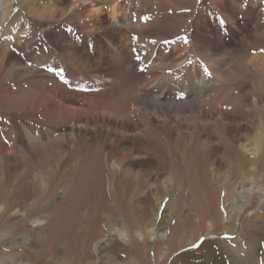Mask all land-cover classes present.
<instances>
[{"label": "rangeland", "instance_id": "374dc122", "mask_svg": "<svg viewBox=\"0 0 264 264\" xmlns=\"http://www.w3.org/2000/svg\"><path fill=\"white\" fill-rule=\"evenodd\" d=\"M9 1L10 11L0 24V55L4 54L3 61L0 58V160L5 158L0 178L3 181L7 179L10 188L18 180L15 187L17 191L22 190L24 186L21 183H30L28 176H35L38 165L32 163L28 153L32 141L37 138L43 142L54 140L58 135L54 130L63 127L76 130V149L72 150L84 156L85 161V168L78 172L79 181L76 179V184L83 191L82 199L76 204L78 209L104 202L106 194L99 188L103 187L105 180L110 179L116 183L122 182L128 191L137 189L133 198V209L136 210L142 206L136 197L139 192L144 195L148 192L147 197L154 204L155 199L164 192L155 186L156 166L148 161H156L162 155L169 163H175L170 150L176 135L169 139L162 125H231L230 131L223 132L216 127L211 129L215 133L228 135L232 134L236 125H246L256 119L255 112L249 107L255 79L245 74L230 81L228 72L249 59L264 55V51H261L264 49V0H238V3L236 0H155L144 5L136 0H118L117 3H128L127 19L133 25L127 33L122 34L133 47L125 53L126 59H119L125 67L123 72L117 70L109 51V43L116 44L119 40L117 33L110 30V25L102 26L96 33H87L94 27V20L90 17L92 8L96 7L78 10L68 6L63 14L38 19L25 10L24 5L28 4L26 0ZM161 1L166 3L165 7L154 5ZM224 1L230 4L243 29L233 31L226 26L228 24L219 9ZM97 7L106 12L107 4L100 3ZM145 16L148 17L147 21L143 20ZM15 17L17 22L10 26L8 32H3L2 29L5 30ZM205 20L217 25H214V36L209 35V30L202 24ZM222 23L225 25L221 26ZM180 37H186L188 43L185 44ZM179 58L182 59L177 62ZM209 60H212L218 72L224 74V82H212L214 74L206 65ZM193 63L197 69L193 84L204 90L201 98H196L179 83L185 77L189 64ZM49 68L62 69L64 82L50 73ZM178 68L181 71L177 72ZM94 69H101L106 76L103 83L90 74ZM202 77H205L206 84H200ZM163 84L168 85L173 93L170 100H165L168 111L144 107L142 104L145 101L141 99L144 92L160 88ZM154 95L156 93L150 97ZM217 95L222 100L215 106ZM123 97H129V100L125 101ZM193 102L196 103V111L190 109L189 105ZM180 104L187 108L179 113L174 108ZM121 111L125 114L124 118L118 115ZM202 113L201 119L197 120L195 117ZM123 138H131L133 145L127 144L129 151L122 145ZM215 141L213 144L217 145ZM200 142L203 147V137ZM65 146L69 149L70 143ZM54 147L53 143L40 147L37 160L47 159L48 154H52L53 159L50 160L54 165L56 156L60 155ZM195 150L193 147V154ZM200 151L203 152L202 148ZM112 154L122 162L121 169H112L110 159L106 160L107 166L104 164L106 156ZM207 154L210 161L222 158V154L215 151ZM24 171L29 174L25 175ZM146 173L152 178L148 182L144 178ZM7 185V189H10ZM6 187L3 185L1 188L7 190ZM168 201V196L162 199L159 215ZM69 207L71 209L64 210L66 217L73 211V207ZM181 209L182 214L188 211L186 206ZM231 238L235 240L232 234L213 235L208 240L232 242ZM205 239L200 236L194 245L180 248L165 259V264H180L177 257L188 250L198 251ZM108 246L111 244L108 243ZM102 256L105 258L109 254L103 253ZM190 260L197 262L195 257H190Z\"/></svg>", "mask_w": 264, "mask_h": 264}, {"label": "bare ground", "instance_id": "6f19581e", "mask_svg": "<svg viewBox=\"0 0 264 264\" xmlns=\"http://www.w3.org/2000/svg\"><path fill=\"white\" fill-rule=\"evenodd\" d=\"M26 1L28 4L24 5L25 10L38 19H50L63 14L68 6L78 10L96 7L92 8L90 17L94 20V27L87 33H96L102 26L110 25V30L117 33L119 40L116 44L109 43V51L117 64V70H125L119 59H126L125 53L133 48L128 43L129 39L122 35L133 26L127 19V2ZM152 1L155 0H136L143 5ZM236 1L238 3V0ZM100 3L107 4L106 12L97 7ZM155 3L158 7L166 6L164 1ZM9 4V0L0 2V24L10 11ZM219 9L230 30L243 29V24L238 22L237 15L228 2L221 3ZM16 22L15 17L2 31L8 32ZM202 24L209 30V35L214 36L215 23L205 20ZM207 38L210 41V38ZM169 52L172 54L171 50ZM2 57L4 54L0 55L1 59ZM181 59H177V62ZM161 63L164 64L162 61ZM206 65L214 74L212 82L220 84L225 81L224 74L218 72L212 60L206 62ZM196 70V64H189L185 77L179 83L196 98H201L204 96V90L193 84V78L197 77ZM176 71H181V68ZM228 73L230 81L244 77L245 74L255 79L249 107L255 112L256 119L246 125H236L232 134L228 135L222 133L232 130L231 125H162V129L167 130L169 139H172L173 135L176 136L170 150L174 164L169 163L162 155L158 156L156 161H148L156 166L155 186L163 189L165 196L169 197L161 215L159 208L165 197L163 193V197H157L154 204L147 197L148 192L145 195L139 192L136 197L142 206H136L134 210L133 198L137 189L128 191L125 184L110 179L105 180L106 183L99 188L106 194L104 202L78 209L76 204L82 199L83 191L81 186L76 184V179L79 177L78 172L85 168V161L84 156L72 150L76 149V130L62 127L54 130V133L58 134L54 140L43 142L37 138V142L32 141V149L29 148L28 153L32 163L36 162L38 166L35 176H28L30 183H21L24 188L19 186L22 190L17 191L15 185L18 180L15 179L16 184H12L10 188L7 179L5 182L0 178V264H165L173 253L180 248L194 245L200 236L206 239L199 250H188L179 255L177 260L181 261L180 264H264V55L249 59ZM90 74L102 83L106 78L101 69H94ZM199 82L207 83L205 77ZM210 89L213 90L214 87L211 86ZM153 93L156 95L151 98ZM172 94L166 84L160 88L149 89L141 97L145 101L142 105L152 110L159 108L167 112L168 103L165 100H170ZM128 98H124L125 101L129 100ZM221 98L220 95L215 97V106L219 105ZM147 100L150 102H146ZM194 103L189 106L196 111ZM186 108L184 104H180L176 105L174 110L180 113ZM118 115L125 117L123 111ZM199 116L195 118L200 120L203 113ZM212 127L222 129L223 132L215 133L211 130ZM202 137L203 147L200 146ZM130 140L131 138H123L122 142L128 151L130 148L127 144L133 145ZM214 140L217 145L213 144ZM49 143H53V149L60 153L56 156L54 165L53 160H50L52 154H48L47 159L37 160L38 149L48 146ZM66 143H70L69 149L65 146ZM193 147L196 149L195 154ZM199 148H202L203 152ZM213 151L221 153L222 158L210 161L207 153ZM108 159L112 169H121L122 162L118 158L115 159L113 154L106 156V166ZM4 160L5 158L0 160V172H3ZM144 175L147 182L152 179L150 174ZM3 185L10 189L6 187L7 190H2ZM69 205L73 207V211L66 217L64 210L71 209ZM65 206L68 207L64 208ZM182 206L188 209L184 214L181 213ZM229 234L234 235L235 240L231 238L232 242L208 240L213 235ZM107 242L111 246H108ZM202 250H206L205 253H201ZM103 253L109 256L104 258ZM190 257H195L197 262H192Z\"/></svg>", "mask_w": 264, "mask_h": 264}, {"label": "snow or ice", "instance_id": "6c2138e0", "mask_svg": "<svg viewBox=\"0 0 264 264\" xmlns=\"http://www.w3.org/2000/svg\"><path fill=\"white\" fill-rule=\"evenodd\" d=\"M143 20L144 21H147L148 20V17L147 16L143 17ZM180 39H182L185 44L188 43V40H187L186 37H180ZM261 51H264V49H262ZM48 71L50 73H53L58 78H60L61 79V82H64V73H63V70L62 69L61 70H56L54 68H49ZM205 74L206 75L208 74V72L206 70H205Z\"/></svg>", "mask_w": 264, "mask_h": 264}]
</instances>
